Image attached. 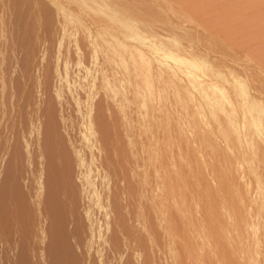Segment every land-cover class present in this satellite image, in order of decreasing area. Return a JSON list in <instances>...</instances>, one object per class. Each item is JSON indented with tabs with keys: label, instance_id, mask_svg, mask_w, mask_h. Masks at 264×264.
I'll return each instance as SVG.
<instances>
[{
	"label": "rangeland",
	"instance_id": "1",
	"mask_svg": "<svg viewBox=\"0 0 264 264\" xmlns=\"http://www.w3.org/2000/svg\"><path fill=\"white\" fill-rule=\"evenodd\" d=\"M67 1L57 0L56 5L53 0H0V90L4 88L7 91L2 111L9 114L4 116L1 111L4 119L2 117L0 122V140L10 143H6V147L0 141L6 147L0 146V189L2 186L9 192L0 191V209L3 208L0 211V264H264V52L261 51L264 42L257 37L255 27H248L250 29L246 31L235 24L238 21L235 18L239 19L244 9L245 18H258L260 7H255L256 12L246 8L247 0V5L242 0H208V6L202 3L205 7L197 0H191L196 3L195 7L189 0L188 4L184 0ZM258 1L260 5L261 1ZM190 3L193 6L190 7ZM240 5L241 12H238ZM230 6L233 9L238 7L237 13L242 15L237 17L238 14L230 10L232 8L228 9ZM255 13L258 14L254 16ZM262 15L264 13L258 19H262ZM100 27L105 33L101 34ZM134 30L136 35L141 31L140 41L131 37ZM98 31L102 32L99 34ZM102 39L106 41L105 45H111L117 39L118 42L123 40L120 43L124 44L122 48L118 44L115 57H110L113 63L109 64V57L104 58L100 52L98 44L103 42ZM155 45H161L162 50L167 46V52L173 49L171 53L206 63L209 70L205 73L208 74L201 72L202 77L210 78L209 82L216 83L218 87L221 85L220 88L226 92L222 91L226 95V103L221 105L218 102V106L204 104L206 101L199 90L191 86L192 76L185 73L182 77V69L195 71L186 65L188 63L179 64L180 67L176 65L178 71L175 69L176 72L168 75L159 66L163 61L174 64L172 59L155 54L151 61L140 62L131 53L140 47L150 55ZM101 69L110 83L104 91L94 92L89 100L85 95L87 83L96 78ZM1 73L7 80H2ZM35 73L34 80L32 76ZM37 73L43 75L39 78L45 82L44 89L41 88L42 81L35 82L36 78L39 79ZM176 73L180 74L174 76ZM55 77H58L57 82ZM4 81L6 85L3 83V87ZM35 85H40L41 92ZM55 89L59 90V98ZM82 89L85 93L80 95L81 99L78 97L77 103V98H72L76 93L79 96ZM10 93L12 97L8 96ZM44 93H49L45 96L47 100L44 102L48 101L45 103L44 97H40ZM216 94L213 95L219 96ZM34 97L37 101H32ZM245 97L252 99L255 105H247L249 100ZM144 99L146 103L148 101L146 106ZM30 101L37 102L32 106L47 107V113L50 112L48 134L53 138L48 137L57 150L56 180L63 194L60 201L53 200L48 204V209L52 210L50 214L54 216L50 221L39 208L35 210L33 199L27 195L23 208L15 211L10 205L14 200L12 194L19 188L21 191H18L25 194L28 190L21 135L28 134L26 129L32 128L30 124L26 126L29 123L28 111L34 108H28ZM40 101L41 105L38 104ZM196 101L201 103L198 110ZM242 103L247 106L244 108ZM230 108L231 114L228 113ZM144 115L147 116L145 119ZM86 117L97 119L98 126L92 133L83 132L84 119H90ZM34 129L41 131L42 125ZM34 129L28 138L32 148H35V134L41 133L35 131L34 134ZM8 134L14 135H10L11 138ZM9 138L13 139L12 142L7 140ZM95 140H98V146ZM92 142L95 146L89 150L86 145ZM10 147L15 150H9ZM76 148L81 149L85 165L82 169L75 164ZM16 150V153H11ZM2 153L10 156H7L9 159ZM6 158L12 170L6 165L10 172L4 187L2 174L6 170L3 167ZM79 173L89 174L92 191L85 188L87 193L79 185L84 183L82 179L76 180ZM9 197L11 202L6 200ZM39 227L49 230L47 235H43L46 236L42 239L44 241L38 238Z\"/></svg>",
	"mask_w": 264,
	"mask_h": 264
},
{
	"label": "bare ground",
	"instance_id": "2",
	"mask_svg": "<svg viewBox=\"0 0 264 264\" xmlns=\"http://www.w3.org/2000/svg\"><path fill=\"white\" fill-rule=\"evenodd\" d=\"M53 1H55V3H56V1L57 0H53ZM68 1H70V0H68ZM67 1V2H68ZM74 1H76V0H74ZM189 1H191V0H189ZM189 1H185L184 0V2H186L187 4H188V2ZM194 2L196 1V0H193ZM208 0H197V3H203L204 5L206 4V2H207ZM212 0H210V2H211ZM243 1H245V0H242V2ZM258 1V0H257ZM256 0H250V2H249V0H247V3H249L248 5H250L251 4V7L249 6L248 7V5H247V3H246V1H245V3L244 4H246L247 5V7L246 8H250V10H255V12L257 11V8H258V6L260 7L259 9H261V12L259 13V15L261 16V14H263L264 12H262L263 10L262 9H264V6H262V5H264V3H262V2H264V0H260L261 2H260V5H259V1L257 2ZM59 2V1H58ZM84 2V1H83ZM83 2H80L81 4L83 3ZM210 2H208L210 5H212ZM215 2V1H214ZM241 2V3H242ZM252 2V3H251ZM254 2H256V5L254 6ZM54 3V2H53ZM60 3V2H59ZM75 3H77V2H75ZM87 3V2H86ZM183 3V2H182ZM191 3H193L192 1H191ZM189 4V6L191 5V6H193L192 4ZM221 3V2H220ZM227 3V2H226ZM240 3V2H239ZM1 4V3H0ZM58 3H56V5H57ZM186 4V5H187ZM194 4V7H195V5H196V3H193ZM199 4H197V6H201V5H199ZM202 4V5H203ZM262 4V5H261ZM55 5V4H54ZM77 5V4H76ZM89 5V4H88ZM203 5V6H204ZM207 6H208V4H206ZM223 5V4H222ZM221 5V6H222ZM243 5V4H242ZM242 5H240V6H238L239 7V11L237 10V8L238 7H235V9H233L232 8V6H230L228 9H230V8H232V9H230V10H232V12H233V14H234V11L237 13V11L238 12H241V10H240V7L242 6ZM252 5H253V7H252ZM60 6V5H59ZM58 6V8L59 9H64V8H60ZM83 6V5H82ZM104 6H105V4H104ZM107 6V5H106ZM190 6V7H191ZM62 7V6H61ZM81 7V6H80ZM83 7H85V6H83ZM82 7V8H83ZM187 7H188V5H187ZM202 7V6H201ZM205 7V6H204ZM225 7V6H224ZM223 7V8H224ZM244 7V8H245ZM255 7H257V8H255ZM263 7V8H262ZM107 8V7H106ZM109 8V7H108ZM226 8V10H227V12L228 11H230V10H228ZM253 8H255V9H253ZM85 9V8H84ZM83 9V10H84ZM190 9V8H189ZM198 9V8H197ZM201 9V8H200ZM221 9V8H220ZM66 10V9H65ZM108 10V9H107ZM225 10V11H226ZM249 10V11H250ZM3 11V10H2ZM243 11H245V9L243 10ZM242 11V16L239 14V13H237L238 14V16L237 17H239V16H241L239 19H237V18H235L236 19V21L237 22H235V24L237 23L238 25H239V27L241 28H243V30L245 29H250L251 27H255V33L258 35L257 37L258 38H260V40L262 41V42H264V15H262L263 16V18L262 19H258V18H261L260 16L258 17V18H251L252 16H249V14H248V16L250 17V19H248V18H245L246 16H245V13ZM259 11V10H258ZM74 12V11H73ZM229 13H231V11L229 12ZM252 13V12H251ZM258 13H255L254 14V16L255 15H257ZM7 14V13H6ZM100 14V13H99ZM218 14V13H217ZM226 14V13H225ZM114 15H116V14H114ZM229 15V14H228ZM232 15V14H231ZM230 15V16H231ZM247 15V14H246ZM63 16V15H62ZM102 16V15H101ZM109 16H112V15H109ZM117 16V15H116ZM222 16V15H221ZM226 16V15H225ZM234 16H236V15H234ZM234 16H233V18H234ZM244 16V17H243ZM223 17V16H222ZM106 18V17H105ZM225 18V17H224ZM229 18V17H228ZM233 18H231V19H233ZM68 19V18H67ZM66 19V20H67ZM70 19H71V17H70ZM230 19V18H229ZM72 20V19H71ZM106 20V19H105ZM104 20V21H105ZM110 20H111V18H110ZM122 20V19H121ZM120 20V21H121ZM73 21V20H72ZM118 21V20H117ZM120 21H118V22H120ZM233 21H235V20H233ZM133 22V21H132ZM7 23V22H6ZM66 23V22H65ZM64 23V24H65ZM106 23V22H105ZM109 23V22H108ZM112 23V22H111ZM121 23V22H120ZM119 23V24H120ZM231 23H232V21H231ZM67 24V23H66ZM74 24V23H73ZM121 24H125L123 21H122V23ZM128 24V23H127ZM126 24V25H127ZM8 25V24H7ZM132 25V24H131ZM28 26V25H27ZM64 26V25H63ZM115 26V25H114ZM234 26V25H233ZM96 27V26H95ZM98 27V26H97ZM96 27V28H97ZM107 27V26H106ZM127 27V26H126ZM134 26H132V28H133ZM248 27H250V28H248ZM99 28V27H98ZM103 28V27H102ZM129 28H130V24H129ZM88 29V28H87ZM94 29V28H93ZM137 29H139V28H137ZM136 29V30H137ZM252 29V28H251ZM65 30V29H64ZM98 30V29H97ZM96 30V31H97ZM99 30H102L103 31V29H101V27H100V29ZM105 30H107V28L105 29ZM110 30V29H109ZM108 30V31H109ZM117 30V29H116ZM124 30V29H123ZM133 30V29H132ZM131 30V31H132ZM136 30H134L135 32H132V34L133 35H131V37L133 38V39H135V40H137V41H140L141 39H140V37H139V33L141 32H139L137 35H136ZM140 30V29H139ZM233 30V29H232ZM242 30V29H241ZM61 31V30H60ZM101 31V32H102ZM113 31V30H112ZM130 31V30H129ZM246 31H248V30H246ZM257 31V32H256ZM100 31H98V33H99ZM100 32V33H101ZM109 32H111V31H109ZM126 32H128V31H126ZM242 32H244V31H242ZM90 33H91V31H90ZM97 33V32H96ZM99 33V34H100ZM103 33H105V31H103L101 34H103ZM112 33V32H111ZM240 33V32H239ZM253 33V32H252ZM109 34V33H108ZM115 34V33H114ZM245 34V33H244ZM246 34H247V32H246ZM254 34V33H253ZM84 35V34H83ZM87 35V34H86ZM122 35V34H121ZM248 35H251V34H248ZM91 36V35H90ZM92 36H93V34H92ZM98 36V35H97ZM101 36V35H100ZM103 36V35H102ZM112 36V35H111ZM234 36V35H233ZM255 36V35H254ZM86 37H88V36H86ZM105 37V36H104ZM109 37V36H108ZM250 37V36H249ZM125 38V37H124ZM127 38V37H126ZM232 38V37H231ZM105 40H106V38H104ZM104 39H102V41L104 42H101V43H99L98 44V46H99V49H100V52L102 51V54L104 55L103 57L105 58V56L106 57H109V58H107L108 60L110 59V61H108V63L110 64V62L112 61L111 59L112 58H110V57H112V55H114V57H115V53L117 52V50H118V44H120L121 42H123V40L122 41H120V42H118L117 40L115 41V43H112L111 45H105L106 43V41H104ZM146 39H147V37H146ZM145 39V40H146ZM172 39V38H171ZM229 39V38H228ZM244 39V38H243ZM4 40V39H3ZM7 40V39H6ZM90 40H91V38H90ZM144 40V41H145ZM239 40V39H238ZM250 40V39H249ZM2 41V40H1ZM92 41H93V39H92ZM91 41V42H92ZM107 41H108V39H107ZM142 41H143V39H142ZM140 42V43H142V44H144L143 42ZM148 41H150L149 39H148ZM165 41V40H164ZM239 41H241V39L239 40ZM255 41V40H254ZM95 42V41H94ZM161 42H163V41H161ZM173 42V41H172ZM244 42V41H243ZM93 43V42H92ZM108 43V42H107ZM109 43H111L110 41H109ZM128 43V42H127ZM139 43V42H138ZM150 43V42H149ZM250 43V42H249ZM103 44H104V46H103ZM123 44V43H122ZM122 44H120L119 46H120V48H122ZM154 44V43H153ZM157 44V43H156ZM161 44V43H160ZM180 44V43H179ZM246 44V43H245ZM262 44H264V43H262ZM100 45H102L101 46V48H100ZM124 45V44H123ZM159 45V44H158ZM98 46H95L94 48H96V49H98ZM130 46V45H129ZM131 46H133V45H131ZM130 46V47H131ZM135 46V45H134ZM161 46V45H160ZM160 46H154V47H156V48H151L152 50H150L151 51V53L152 54H150L149 55V53L148 54H146L147 52L146 51H143L142 49L140 50V47L137 49H133L134 50V52H131V53H133V54H135V56L140 60V62L142 61H146V62H149V61H151V59H152V57L153 56H156L155 54H158V55H165L166 57H168V58H170V59H172V61H173V63L174 64H171V63H165L164 61H163V63H161V66H159V67H161L164 71H166L167 72V74L169 73L170 75H171V73L172 72H176V70L178 71V68H176V65L178 66L179 64L180 65H182V63L183 64H185V63H188V64H186V65H190V67L191 68H193L192 70H195V71H193V72H196V73H193V72H186V71H184L183 69H182V71L183 72H181L182 73V77H183V74H184V76L186 75V74H189V75H191L192 76V80H194L193 82L191 81V86L193 87V88H195L197 91L199 90V92H200V94H201V96H202V98L206 101V103L204 102V101H202V102H204V104H208V105H210V106H212V105H216V106H218L217 105V103L218 102H220L221 103V105L222 104H225L226 103V92L225 91H223L220 87H221V85H220V87H218L217 85H216V83L214 84V83H212V82H209V79L210 78H208V79H205V77H204V79H203V74H201V72L202 73H205V71L207 72V70H209V66L206 64V63H203V62H198V61H195V58H193V60H192V58H186L185 56H183L182 54V56L181 55H179V53H171L172 52V50H171V52L169 51V52H167V50H166V48L165 47H167V46H165V47H163V50H164V48H165V50L163 51L162 50V47H160ZM259 46V45H258ZM8 47V46H7ZM36 47V46H35ZM124 47H126V45L124 46ZM130 47H129V49H130ZM136 47V46H135ZM160 47V48H159ZM5 48V47H4ZM93 48V49H94ZM131 48H133V47H131ZM149 48V47H148ZM5 49H7V48H5ZM4 49V50H5ZM124 49V48H123ZM127 49V51H128V48H126ZM125 49V50H126ZM256 49V48H255ZM22 50V49H21ZM169 50V49H168ZM131 51H132V49H131ZM262 52H264V49L263 50H261ZM130 52V51H129ZM173 52H175V51H173ZM180 52V51H179ZM262 52H258V53H261V55H263L262 54ZM8 53V52H7ZM160 53V54H159ZM127 54H129V53H127ZM43 55V54H42ZM153 55V56H152ZM185 55V54H184ZM256 55V54H255ZM152 56V57H151ZM164 56V57H165ZM258 56V55H257ZM129 57V56H128ZM166 57H165V59H166ZM256 57V56H255ZM12 58V57H11ZM40 58V57H39ZM38 58V59H39ZM133 58V57H132ZM162 58V57H161ZM115 59V58H114ZM113 59V60H114ZM158 59V58H157ZM7 60V59H6ZM16 60V59H15ZM40 60V59H39ZM138 60V61H139ZM155 60H156V57H155ZM163 60V59H162ZM167 60V59H166ZM197 60V59H196ZM4 61V60H3ZM14 61V60H13ZM36 61V60H35ZM41 61V60H40ZM115 61V60H114ZM127 61V60H126ZM5 62V61H4ZM107 62V61H106ZM116 62V61H115ZM139 62V63H140ZM159 62V61H158ZM17 63V62H16ZM65 63V62H64ZM111 63H113V62H111ZM156 63V62H155ZM3 64V63H2ZM82 64V63H81ZM130 64V63H129ZM145 64H147V63H145ZM149 64V63H148ZM147 64V65H148ZM34 65H36V64H34ZM44 65V64H43ZM111 65H113V64H111ZM111 65H109V66H111ZM141 65H143L142 63H141ZM180 65L178 66V67H180ZM145 66V65H144ZM14 67V66H13ZM42 67V66H41ZM82 67V66H81ZM86 67V66H85ZM147 67V66H146ZM146 67H144L145 69H146ZM154 67H156V66H154ZM189 67V68H190ZM5 68V67H4ZM7 68V67H6ZM83 68V67H82ZM140 68H142L141 66H140ZM211 68V67H210ZM36 69V68H35ZM42 69V68H41ZM121 69V68H120ZM137 69V68H136ZM148 69V68H147ZM146 69V70H147ZM150 69V68H149ZM154 69V68H153ZM176 69V70H175ZM219 69V68H218ZM1 70V69H0ZM6 70V69H5ZM139 70V69H138ZM145 70V71H146ZM189 70H191V69H189ZM8 70H6V72H7ZM101 71H102V69H101ZM114 71V70H113ZM137 71V70H136ZM160 71H161V69H160ZM198 71H199V73H198ZM211 72H212V70H210ZM209 71V72H210ZM6 72L4 73L6 76H8L7 74H6ZM9 72V71H8ZM233 72V71H232ZM32 73V72H31ZM116 73H117V71H116ZM119 73V72H118ZM141 73V72H140ZM146 73V72H145ZM149 73H151V72H149ZM149 73H147V74H149ZM164 73V72H163ZM178 73V72H177ZM174 74V76L175 75H179V74ZM186 73V74H185ZM220 73V72H219ZM2 74V77H3V73H1ZM137 74V73H136ZM144 74V73H143ZM168 74V75H169ZM206 75L208 74V73H205ZM211 74V73H210ZM216 74V73H215ZM26 75V74H25ZM37 77L39 78V75L40 74H38L37 73ZM42 75V74H41ZM40 75V78L43 76H41ZM56 75V74H55ZM54 75V76H55ZM89 75V74H88ZM211 75H213V74H211ZM32 76V75H31ZM35 76H36V73H35V75H34V77L32 76V78L34 79L35 78ZM53 76V77H54ZM56 76H59L58 74L56 75ZM143 76V75H142ZM158 76V75H157ZM188 76V75H187ZM86 77H87V75H86ZM161 77V76H160ZM163 77V76H162ZM167 77V76H166ZM173 77V76H172ZM171 77V78H172ZM200 77H202V79L200 78ZM209 77V76H208ZM235 78H236V76H234ZM4 78V77H3ZM37 79L36 78V81L35 82H40V81H42L41 79ZM58 78V77H57ZM57 78L55 77V79H56V82H57ZM126 78V77H125ZM214 78H215V76H214ZM237 78H238V76H237ZM55 79H53L54 80V82H55ZM59 79H60V77H59ZM58 79V80H59ZM73 79V78H72ZM145 79V78H144ZM143 79V80H144ZM165 79V78H164ZM185 79H186V77H185ZM213 79V78H212ZM240 79V78H239ZM2 80H7V79H2ZM35 80V79H34ZM33 80V81H34ZM37 80H40V81H37ZM61 80H62V78H61ZM71 80V79H70ZM158 80H159V78H158ZM170 80V79H169ZM207 80V81H206ZM211 80V79H210ZM237 80V79H236ZM241 80V79H240ZM240 80H239V82H240ZM32 81V80H31ZM32 81V82H33ZM60 81V80H59ZM108 78H107V76L105 75V73L102 71V72H100V74H98V76L96 77V78H93V80H91L90 82L88 81V83H87V88H86V85H85V88H86V93L84 92V89H82L81 90V92L82 93H80L79 94V96L77 95V93H76V97H75V95L73 96V98L72 99H75V98H77V99H75V101L77 102V103H79V100H78V97H79V99H81L80 98V95L81 94H83V92L85 93V95H86V97H87V99H89L90 97L92 98L94 95H95V93L97 94V92L99 93V91L100 90H103L104 91V89L105 88H107L108 87V84L110 83H108ZM149 81V80H148ZM172 81V80H171ZM187 81V80H186ZM214 81H215V79H214ZM228 81H230V80H228ZM243 81V80H242ZM34 82V83H35ZM73 82H74V80H73ZM72 82V83H73ZM158 82V81H157ZM188 82H190V80H188ZM195 82V83H194ZM238 82V81H237ZM236 82V83H237ZM3 83H5V85H6V82L4 81V82H2V84ZM7 83H9V82H7ZM37 83H36V85H37ZM42 83V85L45 83V82H41ZM48 83V82H47ZM147 83V82H146ZM150 83V82H149ZM166 83V82H165ZM170 83V82H169ZM179 83V82H178ZM193 83V84H192ZM226 83H227V81H226ZM232 83H234L233 81H232ZM242 83H244V82H241L240 84H242ZM33 84V83H32ZM40 84V83H39ZM51 84V83H50ZM53 84V83H52ZM51 84V85H52ZM54 84H56V83H54ZM59 84V83H58ZM60 84H61V82H60ZM160 84V83H159ZM162 84V83H161ZM189 84V83H188ZM219 84H221V83H219ZM223 84V83H222ZM35 85V86H36ZM41 85V88H43L45 85H43L42 86ZM142 85V84H141ZM158 85V84H157ZM165 85V84H164ZM224 85V84H223ZM227 85V84H226ZM231 85V84H230ZM1 86V85H0ZM3 87H4V84L2 85ZM9 86H10V84H9ZM15 86V85H14ZM33 86H34V84H33ZM38 86H40V85H38ZM38 86H36V88H39V89H37V91L39 90V92H41V88L40 87H38ZM48 86V85H47ZM67 86V85H66ZM83 86V88H84V85H82ZM81 86V87H82ZM147 86V85H146ZM150 86V85H149ZM229 86V85H228ZM246 86V85H245ZM30 87V86H29ZM46 87V86H45ZM44 87V88H45ZM49 87H50V85H49ZM58 87V86H57ZM57 87H55V88H57ZM60 87V86H59ZM80 87V88H81ZM110 87V86H109ZM155 87V86H154ZM247 87V86H246ZM6 88H7V86H6ZM43 88V89H44ZM48 88V87H47ZM51 88V87H50ZM151 88V87H150ZM190 88V87H189ZM225 88H226V86H225ZM238 88V87H237ZM8 89V88H7ZM138 89V88H137ZM149 89V88H148ZM153 88H151L150 90H152ZM158 89H159V87H158ZM175 89V88H174ZM224 89V88H223ZM234 89H236V88H234ZM242 89V88H241ZM248 89V88H247ZM49 90V89H48ZM140 90V89H139ZM171 90V89H170ZM192 90V89H191ZM226 90V89H225ZM242 90H244V88L242 89ZM1 92H0V122H1V120H2V113L4 112V111H2L3 110V108L2 107H4V106H2L5 102V95H4V93H6L5 92V90H4V88H3V90H0ZM8 91H9V89H8ZM47 91V90H46ZM50 91V90H49ZM52 91V90H51ZM78 91H80V89L78 90ZM142 91H144V89L142 90ZM141 91V92H142ZM225 92V94H223V92ZM229 91V90H228ZM245 91V90H244ZM10 92H11V90H10ZM34 92V91H33ZM39 92H37V94H39ZM53 92V91H52ZM55 92H56V95H57V97L59 98V95H60V93H59V90L58 89H55ZM77 92V91H76ZM95 92V93H94ZM135 92V91H134ZM243 92V91H242ZM9 93V92H8ZM101 93H103V92H101ZM137 93V92H136ZM148 93V92H147ZM198 93V92H197ZM218 94L219 96H214L213 94ZM229 93H230V91H229ZM245 93L247 94V92L245 91ZM244 93V94H245ZM36 94V95H37ZM47 94V93H46ZM45 93L44 94H42L40 97L41 98H43V102H44V100H47L46 98H45V96H47ZM149 94V93H148ZM151 94V93H150ZM149 94V95H150ZM153 94V93H152ZM159 94V93H158ZM193 94H194V92H193ZM199 94V93H198ZM197 94V95H198ZM216 94V95H217ZM244 94L242 95V96H244ZM7 95V94H6ZM40 95V94H39ZM44 95V96H43ZM91 95H93V96H91ZM141 95V94H140ZM184 95V94H183ZM190 95V94H189ZM8 96H11V93H10V95H8ZM138 96V95H137ZM136 96V97H137ZM153 96V95H152ZM179 96V95H178ZM212 96H214V97H212ZM235 96H236V94H235ZM5 97V98H4ZM12 97V96H11ZM11 97H10V99L9 100H11ZM16 97V96H15ZM38 97V99L40 100V98H39V96H37ZM82 97V96H81ZM83 97H85L84 95H83ZM143 97V96H142ZM191 97V96H190ZM195 97V96H194ZM199 97H200V95H199ZM228 97V96H227ZM237 97V96H236ZM35 99H33L32 101H34V100H36V97H34ZM61 98V97H60ZM101 98V97H100ZM196 98V97H195ZM201 98V97H200ZM239 98V97H238ZM242 98V97H241ZM241 98H239L240 100H241ZM244 98V97H243ZM242 98V99H243ZM245 98H248V97H245ZM257 98V97H256ZM16 99V98H15ZM18 99V98H17ZM50 99V98H49ZM48 99V100H49ZM83 99V98H82ZM85 100H87L86 98H84ZM202 99V100H203ZM39 100H38V102H39ZM90 100V99H89ZM101 100V99H100ZM145 100V103H146V99H144ZM176 100V99H175ZM200 100V99H199ZM232 100V99H231ZM243 100H245V99H243ZM248 103H247V105L248 104H251V106H253V105H255V103L253 102V100L251 99H249L248 98ZM32 101H30V107L28 106V108H33V106L31 105V104H36L37 102H35V103H32ZM37 101V100H36ZM42 101V100H41ZM40 101V103H38V104H40L41 105V102ZM92 101V100H91ZM183 101V100H182ZM194 101V100H193ZM201 101V100H200ZM230 101V100H229ZM233 101V100H232ZM247 101V100H246ZM258 101V100H257ZM13 102V101H12ZM17 102V101H16ZM45 102H48V101H45ZM44 102V103H45ZM75 102V103H76ZM80 102H82V101H80ZM100 102V101H99ZM159 102V101H158ZM196 102H198L199 103V101H196ZM195 102V103H196ZM243 102V101H242ZM63 103V102H62ZM134 103H135V101H134ZM143 103V102H142ZM151 103V102H150ZM195 104V105H197L198 107H196L197 109L196 110H198L199 109V106L201 107V103H199V104ZM216 103V104H215ZM229 103V102H228ZM238 103H240V102H238ZM244 103H246L245 101H244ZM244 103H242L243 105V107L245 108L247 105H245L244 106ZM257 103V102H256ZM10 104V103H9ZM8 104V105H9ZM14 104V103H13ZM16 104V103H15ZM14 104V105H15ZM26 104V103H25ZM29 104V103H28ZM63 104H65V103H63ZM93 104V103H92ZM97 104H98V102H97ZM144 104V103H143ZM148 104V101H147V103L145 104V106ZM234 104H235V100H234ZM140 105V104H139ZM159 105V104H158ZM233 105V104H232ZM25 106H27V105H25ZM32 106V107H31ZM36 106V105H35ZM35 106H34V108H35ZM47 106H48V104H47ZM140 106H142V105H140ZM139 106V107H140ZM144 106V105H143ZM151 106V105H150ZM150 106H149V108H150ZM153 104H152V108H153ZM192 106H194V105H192ZM213 106V107H214ZM17 107V106H16ZM41 107V106H40ZM39 107V105L38 106H36V108L34 109H32L31 110V112L30 111H28V114H29V116H28V118L29 119H27L28 120V124H26V126L27 125H29L30 124V126H32V128L34 129V128H36V126H39V124L40 125H42V130L41 131H39V129H38V131H36L35 129H34V131H33V133L36 131V133H39V132H41L40 134H35V137H34V142H33V147L35 146V148H32L31 147V144H32V142L28 139L29 138V136L31 135V134H29L30 132H31V130H32V128H30L31 130H28V129H26L24 126H23V128H25L26 129V131H28L29 133L27 134V133H25V134H23V135H21V137H22V139H23V147H24V152H25V162H26V172H27V179L29 180L28 181V185H26V186H28V190H27V188H26V190H27V194H25L23 191L22 192H19L18 190H20V188L17 190V192H15L14 194H12V195H14L12 198L14 199V200H12V202L9 200L11 197H9L8 199H6L7 201L9 200V202H11V207H12V205H13V209L15 210V211H17L19 208H23V205H24V198H25V195H27L28 197H31L32 199H33V203H34V205H35V210L37 209V208H39V210H41L43 213H44V217H46L48 220L50 219L51 220V217L53 218L54 216H51V215H53V213L52 214H50L51 212H52V210H50V209H48V204H49V202L50 201H53V200H59L60 198H61V196H62V194H63V191L61 190V188H60V186H59V184H58V182H57V180H56V178H57V176H58V170H57V164H56V160H57V150L56 149H54L53 148V141L51 140V138H53V137H51L50 136V134H48L49 133V130H50V126H49V113H47V107H41L40 108ZM98 107V106H97ZM191 107V106H190ZM203 107H205V105L203 106ZM239 107H240V105H239ZM242 107V108H243ZM256 107V106H255ZM18 108V107H17ZM93 108V107H92ZM144 108V107H143ZM146 108V107H145ZM149 108H148V111H149ZM158 108V107H157ZM165 108V107H164ZM194 108H195V106H194ZM220 108V107H219ZM218 108V109H219ZM224 108V107H223ZM234 108V107H233ZM250 108V107H249ZM248 108V109H249ZM258 108V107H257ZM13 109V108H12ZM16 109V108H15ZM90 109V108H89ZM160 109H163V107L162 108H160ZM206 109H208V108H206ZM247 109V108H246ZM258 109H260V108H258ZM97 110V109H96ZM151 110V109H150ZM243 110V109H242ZM251 110V109H250ZM1 111H2V113H1ZM6 111V110H5ZM22 111V110H21ZM33 111V112H32ZM153 111H155V110H153L152 109V112ZM194 111V110H193ZM204 111V110H203ZM210 111V110H209ZM255 111V110H254ZM25 112V111H24ZM90 111H88V113H89ZM225 112V111H224ZM230 112H232L231 111V108H230V111H228V113H230ZM235 112V111H234ZM26 113V112H25ZM87 113V114H88ZM91 113V112H90ZM141 113V112H140ZM149 114V112H147V111H145V114ZM161 113V112H160ZM209 113V112H208ZM238 113V112H237ZM4 114H6V115H9V114H7V111L5 112V113H3V115ZM27 114V115H28ZM142 114V113H141ZM181 114V113H180ZM231 114V113H230ZM11 115V114H10ZM150 115V114H149ZM260 115V114H259ZM5 116V115H4ZM14 116V115H13ZM25 116V115H24ZM51 116V115H50ZM83 116V115H82ZM179 116V115H178ZM181 116V115H180ZM217 116V115H216ZM22 117L23 116H21V119H22ZM143 117V116H142ZM145 117H147V116H145L144 115V118L143 119H145ZM152 117H153V115H152ZM214 117V116H213ZM229 117V116H228ZM244 117V116H243ZM262 117V116H261ZM264 117V116H263ZM27 118V117H26ZM87 118V117H86ZM90 118V119H89ZM98 118V117H97ZM148 118H150V117H148ZM249 118V117H248ZM256 118V117H255ZM3 119H4V117H3ZM15 119V118H14ZM17 119H18V117H17ZM53 119V118H52ZM84 119V118H83ZM87 119H89V120H86V119H84V125H85V131H83V132H87V131H90V133H92V130H94V129H96V127L98 126V123H97V119L96 118H94V117H88ZM96 119V120H95ZM137 119V118H136ZM155 119V118H154ZM214 119V118H213ZM233 119V118H232ZM259 119V118H258ZM257 119V120H258ZM65 120V119H64ZM86 120V121H85ZM139 120V119H138ZM147 120V119H146ZM149 120V119H148ZM152 120V119H151ZM150 120V121H151ZM197 120V119H196ZM205 120V119H204ZM216 120V119H215ZM244 120V119H243ZM255 120V119H254ZM257 120H256V122H257ZM263 120V119H262ZM261 120V121H262ZM18 121H19V119H18ZM229 121H230V123H232V120L231 119H229ZM234 121V120H233ZM6 122V121H5ZM14 122H15V120H14ZM21 122H23L22 120H21ZM26 123H27V121H25ZM146 122V121H145ZM252 122V121H251ZM251 122H250V124H251ZM255 122V121H254ZM263 122V121H262ZM24 123V122H23ZM79 123H81V122H79ZM1 124H3V123H1ZM25 124V123H24ZM198 124H199V122H198ZM244 124V123H243ZM21 125V124H20ZM147 125V124H146ZM219 125V124H218ZM257 125V124H256ZM256 125H254V127L256 126ZM263 125V124H262ZM22 127V126H21ZM28 127V126H27ZM81 127V126H80ZM247 127V126H246ZM260 127V126H259ZM20 128V127H19ZM38 128V127H37ZM40 128V127H39ZM229 128H230V126H229ZM253 128V127H252ZM255 128H257V127H255ZM201 129V128H200ZM235 129V128H234ZM259 129V128H258ZM258 129H257V131H258ZM264 129V128H263ZM262 129V130H263ZM5 130V129H4ZM227 130V129H226ZM255 130V129H254ZM23 132L25 131V130H22ZM25 131V132H26ZM95 131V130H94ZM248 131V130H247ZM19 132V131H18ZM236 132V131H235ZM208 133V132H207ZM261 133H262V131H261ZM264 133V132H263ZM84 134V133H83ZM82 134V135H83ZM10 135H12V134H10ZM9 134H8V137L10 136ZM14 135V134H13ZM12 135V136H13ZM54 135V134H53ZM52 135V136H53ZM12 136H10L11 138H12ZM48 136H50L51 138H49ZM97 136V135H96ZM257 136H258V134H257ZM260 136V135H259ZM18 137V136H17ZM32 137H33V134H32ZM31 137V138H32ZM101 137V136H100ZM103 137V136H102ZM208 137V136H207ZM244 137V136H243ZM264 137V136H263ZM2 138H3V136H2ZM4 138H7V135H5V137ZM3 138V139H4ZM11 138H9V139H7V140H9V142L11 141L12 142V140H10ZM16 138V137H15ZM20 138V137H19ZM100 139V138H99ZM246 139V138H245ZM256 139H258V138H256ZM6 140V141H7ZM32 140V141H33ZM202 140V139H201ZM255 140V139H254ZM1 141V140H0ZM3 141V140H2ZM1 141V142H2ZM15 141V140H14ZM90 141V140H89ZM93 141V140H92ZM97 141L98 140H95V142H96V144L95 143H89L88 145H86L87 146V148L89 149V150H92V147L93 146H95V145H97L98 143H97ZM103 141V140H102ZM101 141V142H102ZM232 141V140H231ZM250 141V140H249ZM0 142V143H1ZM18 142V141H17ZM20 142V141H19ZM55 142V141H54ZM6 143L7 144H10V143H8V142H5V143H3L2 142V144H5L6 145ZM14 143V142H13ZM2 144H0V146L2 145ZM18 144V143H17ZM95 144V145H94ZM203 144V143H202ZM228 144V143H227ZM53 145V146H52ZM84 145V144H83ZM100 145V144H99ZM8 145H6V147H7ZM22 146V145H21ZM98 146V145H97ZM97 146H96V149H97ZM203 146V145H202ZM2 147H3V145H2ZM1 147V148H2ZM5 147V148H6ZM11 147H12V145H11ZM10 147V149L9 150H15L16 148H15V145L13 146L15 149H13V148H11ZM4 148V147H3ZM4 148V149H5ZM100 148V147H99ZM99 148H98V150H99ZM208 148V147H207ZM8 149V148H7ZM95 149V150H96ZM210 149V148H209ZM17 150H18V148H17ZM17 150L16 151H11V153L12 154H14V153H16L17 152ZM56 150V151H55ZM94 150V149H93ZM101 150H102V148H101ZM233 150V149H232ZM0 151H1V149H0ZM5 150H2V152H4ZM23 151V150H22ZM80 151H81V149H75V155H77V159H75V164H76V167L78 168V169H82L83 168V165H84V161H83V159L81 158L82 156H81V154H80ZM234 151V150H233ZM238 151V150H237ZM242 151V150H241ZM260 151V150H259ZM6 152H7V150H6ZM5 152V153H6ZM14 152V153H13ZM92 152V151H91ZM95 152V151H94ZM93 152V153H94ZM255 152V151H254ZM1 153V152H0ZM4 153V154H5ZM8 153V152H7ZM10 152H9V154H11ZM89 153V152H88ZM92 153V154H93ZM22 154V153H21ZM24 154V153H23ZM22 154V155H23ZM2 155H3V153H2ZM3 156H5V155H3ZM8 156V155H7ZM7 156H5V157H7ZM8 157H10V156H8ZM7 157V158H8ZM17 157V156H16ZM19 157V156H18ZM2 158V156H0V159ZM4 158V157H3ZM6 158V161L4 162V164H5V166L3 165V167H5V171H4V174H2V176H4V178L2 179L3 180V184L4 183H6L5 181L7 180V177L9 176L8 175V171L11 169L10 167H11V165L9 166V165H7V163H9V158L7 159ZM11 159V158H10ZM91 159V158H90ZM93 159V158H92ZM235 159V158H234ZM77 160V161H76ZM86 160V159H85ZM243 161V160H242ZM2 163H3V161H1ZM7 162V163H6ZM14 162V161H13ZM24 162V161H23ZM236 162V161H235ZM86 163V162H85ZM87 164H88V161H87ZM244 164V163H243ZM1 165V164H0ZM9 166V170H8V167L7 166ZM24 165H25V163H24ZM89 165V164H88ZM240 165V164H239ZM21 166H22V163H21ZM85 166V165H84ZM248 166V165H247ZM2 168V167H1ZM0 168V169H1ZM19 168H20V166H19ZM24 168V167H23ZM24 168V169H25ZM21 169H22V167H21ZM88 169V168H87ZM3 170H4V168H3ZM3 170H2V172H3ZM12 170V169H11ZM90 170V169H89ZM20 171V170H19ZM22 171H24L25 172V170H23L22 169ZM83 171V170H82ZM10 172V171H9ZM16 172H17V170H16ZM252 172V171H251ZM86 173H89L88 171L86 172ZM86 173H83V175H82V173H79L78 175H77V177H76V180L77 181H81V179L83 180V182L84 183H82L81 184V182H80V184L79 185H82V187H83V189H85V188H88L89 190L88 191H92L91 189L93 188V185H92V183L90 182V179L88 180V176L87 175H89V174H87L86 175ZM1 174V173H0ZM11 174V173H10ZM21 174V173H20ZM25 175V174H24ZM23 176V175H22ZM21 176V177H22ZM67 176V175H66ZM99 177V176H98ZM103 177V176H102ZM105 177V176H104ZM25 178V177H24ZM9 179V178H8ZM16 179V178H15ZM105 179V178H104ZM10 180V179H9ZM8 180V181H9ZM18 180V179H17ZM23 180H25V179H23ZM22 180V181H23ZM12 181V180H11ZM71 181H72V179H71ZM103 181V180H102ZM1 182V181H0ZM10 182V181H9ZM17 182V181H16ZM20 182V181H19ZM25 182L27 183V181L25 180ZM25 182H23V183H25ZM15 183V182H14ZM73 183H75V182H73ZM248 183V182H247ZM250 183V182H249ZM253 184V183H252ZM16 185V184H15ZM25 185V184H24ZM259 185V184H258ZM4 187H5V184L3 185ZM7 186H8V183H7ZM12 186V185H11ZM85 186V187H84ZM9 187V186H8ZM18 187V186H17ZM25 187V186H24ZM259 187V186H258ZM15 188H16V186H15ZM14 188V189H15ZM1 189H2V192L1 193H3V188H2V186H1ZM1 189H0V191H1ZM17 189V188H16ZM15 189V190H16ZM80 189V188H79ZM249 189V188H248ZM260 190V189H259ZM21 191V190H20ZM84 191V190H83ZM85 191H86V189H85ZM238 191V190H237ZM4 192H6L5 190H4ZM11 192V191H10ZM87 192V191H86ZM259 192H262V190L261 191H259ZM9 194V192H6V194ZM88 193V192H87ZM97 194V193H96ZM1 195V194H0ZM239 195V194H238ZM11 196V195H10ZM82 196V195H81ZM85 196V195H84ZM251 196V195H250ZM4 197H5V194H4ZM8 197V196H7ZM92 197V196H91ZM6 198V197H5ZM11 198V199H12ZM95 198V197H94ZM92 199V198H91ZM244 199V198H243ZM252 199V198H251ZM1 200H2V197H1ZM5 200V199H4ZM31 200V199H30ZM28 201H29V199H28ZM60 201V200H59ZM1 202V201H0ZM2 202H4V201H2ZM24 202V203H23ZM96 202V201H95ZM99 202V201H98ZM238 202V201H237ZM4 203H6V202H4ZM8 203V202H7ZM9 204H7V205H9ZM95 204V203H94ZM93 204V205H94ZM34 205H32V207L34 206ZM10 207V206H9ZM259 207V206H258ZM98 208V207H97ZM226 208V207H225ZM224 208V209H225ZM248 208V207H247ZM3 209V208H2ZM2 209H0V211H3ZM13 209L11 210L10 208H9V210H11V212L13 211ZM103 209V208H102ZM263 209V208H262ZM8 210V211H9ZM49 210V211H48ZM10 212V211H9ZM14 212V211H13ZM38 212V211H37ZM2 213V212H1ZM0 213V214H1ZM224 213H225V211H224ZM10 215H11V213H9ZM32 214H34V213H32ZM37 214V213H36ZM39 214V213H38ZM37 214V215H38ZM226 214V213H225ZM253 214V213H252ZM2 215V214H1ZM0 215V216H1ZM87 215V214H86ZM107 215V214H106ZM42 216V215H41ZM231 216V215H230ZM191 217V216H190ZM200 217V216H199ZM12 218V217H11ZM10 218V219H11ZM37 218V217H36ZM42 218V217H41ZM46 219V220H47ZM227 219V218H226ZM39 220V219H38ZM49 220V221H50ZM229 220V219H228ZM6 221H8V220H6ZM10 221V220H9ZM8 221V222H9ZM199 221V220H198ZM202 221V220H201ZM231 221H232V219H231ZM0 222H1V218H0ZM43 222V221H42ZM44 223V222H43ZM42 224V223H41ZM37 224H35V226H36ZM40 225V224H39ZM46 225V224H45ZM44 225V226H45ZM172 226V225H171ZM203 226V225H202ZM250 226V225H249ZM43 227V226H42ZM48 227L50 228V225L48 224ZM251 228V227H250ZM37 229V228H36ZM39 230H38V233H37V235H38V238L40 239V241L43 239V235H45L46 233H48V228L46 227V229H44V228H41V227H39L38 228ZM179 229V228H178ZM203 229V228H202ZM234 229V228H233ZM190 230V229H189ZM257 230V229H256ZM36 231V230H35ZM201 232H202V230H201ZM36 233V232H35ZM176 234V233H175ZM37 235H36V237H37ZM47 235V234H46ZM202 236V235H201ZM230 236V235H229ZM34 237V236H33ZM46 237V236H45ZM44 237V238H45ZM192 237V236H191ZM258 237V236H257ZM100 238V237H99ZM204 239V238H203ZM232 239V238H231ZM229 240V239H228ZM247 240V239H246ZM42 241H44V240H42ZM210 241V240H209ZM259 241V240H258ZM235 243V242H234ZM41 244V243H40ZM178 244V243H177ZM233 245V244H232ZM189 246V245H188ZM5 247V246H4ZM175 247V246H174ZM191 248H193V247H191ZM198 249H200V248H198ZM175 250V249H174ZM193 251V250H192ZM257 251V250H256ZM174 252V251H173ZM262 252V251H261ZM177 253V252H176ZM42 254V253H41ZM171 255V254H170ZM173 255V254H172ZM186 255V254H185ZM223 255V254H222ZM230 255V254H229ZM252 255V254H251ZM188 256H189V254H188ZM187 256V257H188ZM40 257V256H39ZM43 257V256H42ZM180 257V256H179ZM194 257V256H193ZM41 258V257H40ZM224 258V257H223ZM39 259V258H38ZM43 259H45V258H43ZM191 259V258H190ZM215 259V258H214ZM40 260V259H39ZM171 260V259H170ZM177 260V259H176ZM192 260V259H191ZM41 261H42V259H41ZM243 261V260H242ZM45 262H46V260H45ZM184 262V261H183ZM249 262V261H248ZM44 263V262H43ZM42 263V264H43ZM46 264V263H45ZM186 264V263H185Z\"/></svg>",
	"mask_w": 264,
	"mask_h": 264
}]
</instances>
